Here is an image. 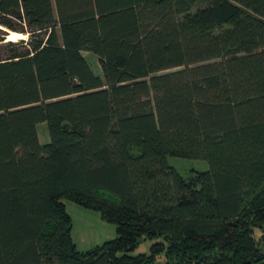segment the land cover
Instances as JSON below:
<instances>
[{"label":"trees","instance_id":"obj_1","mask_svg":"<svg viewBox=\"0 0 264 264\" xmlns=\"http://www.w3.org/2000/svg\"><path fill=\"white\" fill-rule=\"evenodd\" d=\"M63 200L115 237L78 251ZM254 229L264 0H0V264H264Z\"/></svg>","mask_w":264,"mask_h":264},{"label":"rangeland","instance_id":"obj_2","mask_svg":"<svg viewBox=\"0 0 264 264\" xmlns=\"http://www.w3.org/2000/svg\"><path fill=\"white\" fill-rule=\"evenodd\" d=\"M6 40L16 41L21 36L8 34ZM91 73L100 77V70L97 65L96 57L89 52H81ZM36 132L39 144L43 145L48 142L47 128L44 123L36 126ZM166 163L174 168L183 178H187L191 171L203 172L208 169V165L202 160L179 159L175 157H167ZM64 209L70 219V237L75 248L84 252L95 246L101 245L103 242L111 240L115 237L114 226L110 223L102 221L98 213L84 209L72 202L63 200ZM261 232L259 229L253 230V237L257 241V248L264 251V242H258ZM151 242L142 241L130 255L135 256L141 253H148Z\"/></svg>","mask_w":264,"mask_h":264}]
</instances>
